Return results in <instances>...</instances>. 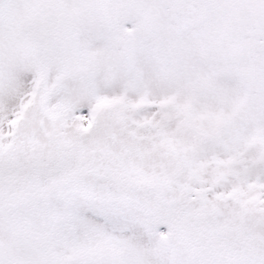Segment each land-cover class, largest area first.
<instances>
[{"label": "snow or ice", "instance_id": "6c2138e0", "mask_svg": "<svg viewBox=\"0 0 264 264\" xmlns=\"http://www.w3.org/2000/svg\"><path fill=\"white\" fill-rule=\"evenodd\" d=\"M0 264H264V0H0Z\"/></svg>", "mask_w": 264, "mask_h": 264}]
</instances>
